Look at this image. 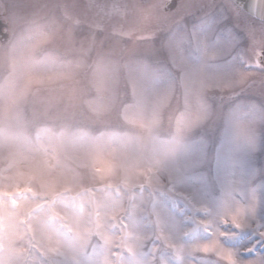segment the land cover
Returning <instances> with one entry per match:
<instances>
[{
  "label": "rangeland",
  "instance_id": "obj_1",
  "mask_svg": "<svg viewBox=\"0 0 264 264\" xmlns=\"http://www.w3.org/2000/svg\"><path fill=\"white\" fill-rule=\"evenodd\" d=\"M81 1L0 58V264H264L261 23Z\"/></svg>",
  "mask_w": 264,
  "mask_h": 264
},
{
  "label": "flooded vegetation",
  "instance_id": "obj_2",
  "mask_svg": "<svg viewBox=\"0 0 264 264\" xmlns=\"http://www.w3.org/2000/svg\"><path fill=\"white\" fill-rule=\"evenodd\" d=\"M36 1L37 0H0V21L4 26L7 25V29H5V27L1 28L0 39L1 37H4L5 34L9 35L8 42L4 43L2 40H0V58L3 57V51L6 47H11L14 44L16 46V43L22 41L25 36H34L33 32L21 34L19 30L22 26L29 25L26 23H22V21L27 17L32 16V14L27 12L30 10H27L28 8H25V6H30L33 2ZM85 2V0H82L81 4L84 6ZM92 2L95 13H93L91 16L93 17L94 24L99 25L100 9H98L97 0H92ZM41 5L44 6L43 9L45 11L49 10L47 8V3H41ZM35 9L36 8H34L33 11ZM12 50L14 52V47L12 48Z\"/></svg>",
  "mask_w": 264,
  "mask_h": 264
},
{
  "label": "water",
  "instance_id": "obj_3",
  "mask_svg": "<svg viewBox=\"0 0 264 264\" xmlns=\"http://www.w3.org/2000/svg\"><path fill=\"white\" fill-rule=\"evenodd\" d=\"M237 4V0H233ZM178 6V0H171L164 7V12H172ZM248 14L264 22V0H248Z\"/></svg>",
  "mask_w": 264,
  "mask_h": 264
},
{
  "label": "snow or ice",
  "instance_id": "obj_4",
  "mask_svg": "<svg viewBox=\"0 0 264 264\" xmlns=\"http://www.w3.org/2000/svg\"><path fill=\"white\" fill-rule=\"evenodd\" d=\"M237 5L241 8L242 11H248V0H237ZM203 251L207 252L208 249L204 248Z\"/></svg>",
  "mask_w": 264,
  "mask_h": 264
}]
</instances>
